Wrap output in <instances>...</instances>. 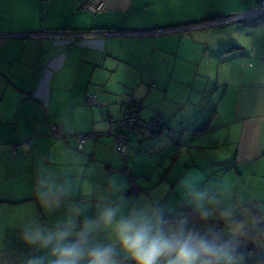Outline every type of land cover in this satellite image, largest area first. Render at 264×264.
Listing matches in <instances>:
<instances>
[{"label":"crops","instance_id":"0c3cea01","mask_svg":"<svg viewBox=\"0 0 264 264\" xmlns=\"http://www.w3.org/2000/svg\"><path fill=\"white\" fill-rule=\"evenodd\" d=\"M86 1L0 0V264L46 256L24 229L73 209L78 222L106 204L199 215L193 189L216 221L253 213V235L222 240L235 264H264V13L229 19L260 1L103 0L101 12ZM134 102L169 131L126 133L127 166L148 197L128 192L106 120ZM54 123L86 135L82 149L53 137Z\"/></svg>","mask_w":264,"mask_h":264},{"label":"clouds","instance_id":"9594fccd","mask_svg":"<svg viewBox=\"0 0 264 264\" xmlns=\"http://www.w3.org/2000/svg\"><path fill=\"white\" fill-rule=\"evenodd\" d=\"M191 194L200 220H208L211 213L200 203L205 194L195 189ZM79 215V209H73L54 227L26 226L24 241L47 250L46 256H32L27 264H235L215 230L197 226L187 214L167 215L151 204L127 211L106 204L95 218L78 222ZM101 231L110 234L107 242L96 239Z\"/></svg>","mask_w":264,"mask_h":264},{"label":"built area","instance_id":"2783aa9c","mask_svg":"<svg viewBox=\"0 0 264 264\" xmlns=\"http://www.w3.org/2000/svg\"><path fill=\"white\" fill-rule=\"evenodd\" d=\"M259 1L261 4L259 8H257V10L251 13L243 14V15H236L229 19H234V20L244 19V18H248L254 15L264 13V0H259ZM86 4L92 7L93 10L96 12H101L105 8L103 0H87ZM85 101L87 105L89 106L100 105V102L98 101L97 97L90 93H87L85 95ZM132 107L135 109L134 112L124 115L118 119H114L111 115H106V120L112 125V129L110 132L113 134L115 150L121 156L124 162L121 169H122V172L126 176H128V192H130L131 194L142 192L147 197L146 190L141 189L135 184L130 174L131 173L130 168L127 166V162H128L130 155L128 153V140L126 137V133L138 134V133H141L142 131L156 132L159 129L166 130L167 128L163 120L159 116H153L149 119H143L140 115H138L136 113V110L139 108L138 103L134 102L132 104ZM166 131L169 132L168 130ZM50 133L52 136L63 139V140L74 138L77 142L76 148L78 150L82 149L83 144L85 143L86 138H87L86 135L76 134L72 130L64 132L61 130L60 126L57 123H54L50 126ZM183 214L189 215L187 212H184ZM191 218L193 222L197 224V226L203 229L212 228L218 234V237L220 236V227L217 224L209 223V222H201L195 219L194 217H191Z\"/></svg>","mask_w":264,"mask_h":264},{"label":"rangeland","instance_id":"374dc122","mask_svg":"<svg viewBox=\"0 0 264 264\" xmlns=\"http://www.w3.org/2000/svg\"><path fill=\"white\" fill-rule=\"evenodd\" d=\"M215 74V72H214ZM212 78H213V74H212ZM213 80V79H212ZM136 184V183H135ZM137 185V184H136ZM145 195V194H144ZM131 196L133 197L134 195L131 194ZM146 197V196H145ZM148 197V195H147ZM216 216V215H215ZM222 217V216H221ZM231 218V222L227 223L228 221H226L223 216V218L220 219V217L218 216V220H220V222L222 223V229L225 231H230V232H234V231H238L240 230L241 233L243 234L244 232H250L252 235L256 232L255 229L252 228L249 229V227H251L249 224H253L254 222H256V218H254L253 213H249L248 211L246 213H244L243 215V219L242 220H237L234 221L235 216H229ZM238 217V216H237ZM249 225V226H248ZM246 226V227H245ZM248 226V227H247ZM245 228H247L248 230H246Z\"/></svg>","mask_w":264,"mask_h":264},{"label":"trees","instance_id":"16d2710c","mask_svg":"<svg viewBox=\"0 0 264 264\" xmlns=\"http://www.w3.org/2000/svg\"><path fill=\"white\" fill-rule=\"evenodd\" d=\"M132 113V112H131ZM151 118V117H150ZM149 119V118H148ZM208 123L206 122L204 125H205V127H207L208 125H207ZM52 125V124H51ZM50 125V126H51ZM51 134V133H50ZM131 134H134V133H131ZM54 137V136H53ZM70 139V138H69ZM63 140V139H62ZM68 140V139H67ZM130 158V157H129ZM128 161H129V159H128ZM128 163V162H127ZM122 167V166H121ZM122 170V169H121ZM131 174V173H130ZM244 207H242V208H240V210H242ZM184 212H187L191 217H194L195 219H197V220H199V221H201V222H209V223H214V224H217L219 227H220V236H219V240H218V242L220 243V244H222V245H224V241L222 240L223 238H222V233H223V229H222V223L220 222V221H216V220H214V219H212V218H210L209 217V219L208 220H200V218H199V215H197V214H195V213H192V212H190L189 210H187V209H181L178 213H175V214H179V213H184ZM249 212V211H248ZM243 213H241L240 214V216H238V217H236V218H234V221H237V220H241L242 218H243V215H242ZM171 215H173V214H171ZM257 216V215H256ZM231 222V219L230 220H228V222L227 223H230ZM232 254L234 253V251H238L237 250V248H235V247H228L227 248ZM236 249V250H235Z\"/></svg>","mask_w":264,"mask_h":264}]
</instances>
